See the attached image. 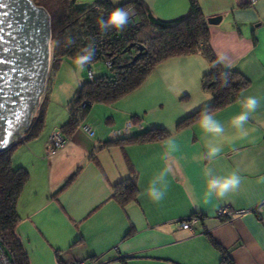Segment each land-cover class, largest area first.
<instances>
[{"label": "crops", "instance_id": "0c3cea01", "mask_svg": "<svg viewBox=\"0 0 264 264\" xmlns=\"http://www.w3.org/2000/svg\"><path fill=\"white\" fill-rule=\"evenodd\" d=\"M137 1L162 21L185 15L189 7V0ZM197 3L206 18L220 16L218 23L208 24L219 62L249 80L237 101L210 113L224 126V134L203 132L198 120L176 129L179 120L211 101L201 87L207 62L191 54L162 61L139 88L116 102L92 104L76 131L48 152L50 136L68 117L71 89L85 81L79 68L71 73L65 66L64 110H53L48 122L45 108L47 127L11 155L12 166L29 174L16 203L20 220L15 227L28 264H57L56 254L66 264H220L221 250L233 264H264V0ZM249 96L259 104L245 125L248 135L241 138L231 120L244 111L242 103ZM34 116L33 110L29 121ZM151 127L169 134L156 142L99 148L104 141ZM170 138L174 150L167 144ZM210 143L222 146L221 154L212 161L200 159ZM165 167L172 172L165 180L164 199L156 203L144 191ZM206 167L218 175L237 171L240 189L225 199L207 196ZM132 176L137 200L122 207L110 199L112 185ZM221 209L231 214L217 216ZM193 217L190 229L180 227Z\"/></svg>", "mask_w": 264, "mask_h": 264}, {"label": "trees", "instance_id": "16d2710c", "mask_svg": "<svg viewBox=\"0 0 264 264\" xmlns=\"http://www.w3.org/2000/svg\"><path fill=\"white\" fill-rule=\"evenodd\" d=\"M31 1L46 11L50 20L51 37L60 41L59 46L52 48L53 60L47 80L48 86L51 74L58 69L63 58L74 60L83 48L89 46L95 49L93 62L102 61L108 68L106 74L92 76L81 82L68 100V117L58 130L64 140L76 131L92 104H112L129 95L141 86L159 63L169 58L191 54L203 56L207 62V70L201 78V87L211 96L210 103L179 120L176 129L199 120L205 110L212 113L237 101L242 90L249 85L246 77L224 67L213 53L209 43L207 18L202 14L197 0H189L187 13L170 21L156 19L148 7L137 0L119 5L112 4L110 0H96L83 7H76V0ZM117 8L133 10L134 17L130 18L122 32L111 29L102 33L98 21ZM66 37L74 40L71 46H65ZM130 44L133 46L128 47ZM139 44L144 47L145 53H140L133 60L138 52L136 46ZM48 91L49 89L24 134L10 143L17 134V129L11 127L5 138L6 146L0 148V240L13 264H28L27 253L15 235V227L20 220L16 203L29 174L23 167L12 166L11 155L18 145L37 137L43 129ZM32 108L27 106L26 113L29 114ZM28 114L24 115L26 121ZM168 134L169 131L165 128L151 127L134 135L104 141L99 148H123L126 144L156 142ZM90 158L94 159V155ZM76 174L77 172H74L65 181L62 189L69 185ZM137 196L135 176L112 185L110 199L122 207L136 202ZM220 256V264H233L227 252L221 250ZM56 262L66 264L58 254Z\"/></svg>", "mask_w": 264, "mask_h": 264}, {"label": "water", "instance_id": "95a60500", "mask_svg": "<svg viewBox=\"0 0 264 264\" xmlns=\"http://www.w3.org/2000/svg\"><path fill=\"white\" fill-rule=\"evenodd\" d=\"M219 20L220 16L208 17L207 23L216 24ZM49 37L50 20L42 7L31 0H0V148L6 146L11 127L17 129L10 143L14 142L26 127V107H33L29 121L38 103L50 67ZM136 49L133 60L145 53L140 44Z\"/></svg>", "mask_w": 264, "mask_h": 264}, {"label": "clouds", "instance_id": "9594fccd", "mask_svg": "<svg viewBox=\"0 0 264 264\" xmlns=\"http://www.w3.org/2000/svg\"><path fill=\"white\" fill-rule=\"evenodd\" d=\"M134 15L133 10L117 8L108 13L106 18L100 19L98 21L99 30L102 33H107L111 29H117L123 31L129 23L130 18ZM74 40L71 37L65 38V46H71ZM47 44L50 48H55L59 46L60 41L54 40L49 37ZM95 56V49L93 46L83 48L80 53L74 57V62L76 66L83 70L86 66L93 62ZM91 78V74H90ZM259 101L254 96H249L244 98L242 107L244 111L240 114L234 116L231 120V125L233 128L237 129L241 138L248 135L245 125L249 120V114L254 112L258 107ZM199 127L205 133L214 134L220 136L224 134V126L214 118L207 110L202 112L198 120ZM174 138H170L167 144L174 150L175 145L173 143ZM222 152V146L209 144L207 146V151L199 157L200 159H206L208 161L214 160ZM172 172L171 167H165L150 183L144 191L153 202L159 203L162 201L166 194V177ZM205 176V188L207 196H215L219 199H225L230 194L237 192L242 184V177L237 171L225 175H218L214 172L211 167H206L204 169Z\"/></svg>", "mask_w": 264, "mask_h": 264}, {"label": "rangeland", "instance_id": "374dc122", "mask_svg": "<svg viewBox=\"0 0 264 264\" xmlns=\"http://www.w3.org/2000/svg\"><path fill=\"white\" fill-rule=\"evenodd\" d=\"M94 1H96V0H76L75 6L76 7H83V6L91 5ZM49 59H50V66H51V62L53 60L51 52L49 54ZM65 66L69 67V71L71 73H73L74 69L76 71V69L78 68L73 59L63 58L59 62L58 67L59 68L61 67L60 70L58 71V69H59L58 68L57 70L54 71V73L51 74L50 83L48 86L47 80L49 79V76H50V67H49V69L46 71L45 76H44L43 85H42V88H41V91L39 94V98H38V103L34 108L35 115H36V112L40 107V104L43 100V97L45 96L46 91L49 89V91H48L49 97H48L47 104H46V110L48 109V111H49L48 122L50 120V114H52L53 110L54 111L55 110L56 111H58V110L63 111L64 110L63 100H64V93H65V90L67 88L65 82H63L64 79L67 78V77H65V69H64ZM90 71L93 72L94 76L96 77L98 75L106 74L108 72V68H107L106 64L103 63L102 61H96V62H92L90 64ZM87 73H88V70H87V66H86L83 70H81V74L84 76L85 80L89 78V77H87ZM71 90H72L71 95H73L74 90H75V86ZM50 100H51V103L49 104V108H48L47 105L50 102ZM46 110H45V112H46ZM45 115H46V113H45ZM53 117L51 116V119H53ZM44 126H43V129H45L47 127V124L45 125V117H44Z\"/></svg>", "mask_w": 264, "mask_h": 264}, {"label": "built area", "instance_id": "2783aa9c", "mask_svg": "<svg viewBox=\"0 0 264 264\" xmlns=\"http://www.w3.org/2000/svg\"><path fill=\"white\" fill-rule=\"evenodd\" d=\"M90 74H91L90 71H88L89 78H90ZM91 77H92V74H91ZM86 130L89 132L88 128ZM64 141L65 140L59 131L53 133L49 138V144H48L47 151L53 152L54 150L60 148L63 145ZM230 214L231 213L227 209H221L217 212V216L221 218L224 216L228 217ZM195 221H196L195 217L190 218L189 220H186V221H182L180 223V227L183 229H190ZM0 264H13L12 259L9 256L7 250L4 248L1 240H0ZM69 264H88V263L84 261L83 262L79 261V262H71Z\"/></svg>", "mask_w": 264, "mask_h": 264}, {"label": "flooded vegetation", "instance_id": "af4514ba", "mask_svg": "<svg viewBox=\"0 0 264 264\" xmlns=\"http://www.w3.org/2000/svg\"><path fill=\"white\" fill-rule=\"evenodd\" d=\"M30 121H31V120H30ZM30 121H26V123H25V125H24V126H26V127H23V126H22V127L24 128V129H23L24 132L27 130ZM20 127H21V126H20ZM22 135H23V134H22Z\"/></svg>", "mask_w": 264, "mask_h": 264}]
</instances>
